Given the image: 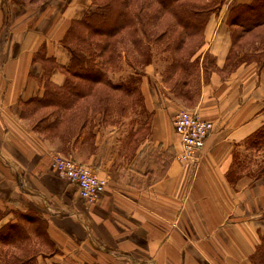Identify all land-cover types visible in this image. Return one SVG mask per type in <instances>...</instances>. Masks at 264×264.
Here are the masks:
<instances>
[{
  "label": "crops",
  "instance_id": "0c3cea01",
  "mask_svg": "<svg viewBox=\"0 0 264 264\" xmlns=\"http://www.w3.org/2000/svg\"><path fill=\"white\" fill-rule=\"evenodd\" d=\"M252 1L223 0L209 16L193 55L199 73L186 98L154 61L108 69L110 83L92 85L74 104L86 106L83 124L63 137L36 125L38 111L56 108H34L44 68L33 56L43 47L53 57L59 66L49 80L62 86L60 66L69 53L60 38L71 20L91 9V0H48L24 20L29 12L23 10L22 24L8 38L0 30V227L17 221L26 231L22 241L0 243V264H27V257L34 264H251L264 235V179L251 175L255 165L241 156L250 150L245 140L264 123V64L227 65V14ZM205 53L213 59L206 76ZM180 109L213 124L191 161L175 157L180 144L173 116ZM53 154L89 165L107 179L105 190L85 202L76 185L50 168ZM25 213L44 222L45 238ZM23 250L32 253L23 257Z\"/></svg>",
  "mask_w": 264,
  "mask_h": 264
},
{
  "label": "trees",
  "instance_id": "16d2710c",
  "mask_svg": "<svg viewBox=\"0 0 264 264\" xmlns=\"http://www.w3.org/2000/svg\"><path fill=\"white\" fill-rule=\"evenodd\" d=\"M222 1L91 0V9L80 18L71 20L60 38L61 45L69 53L68 63L60 66L66 74L62 86H55L49 80L50 71L59 66L53 57L47 56L43 47L33 56L34 60H41L44 68V91L42 96L32 100L34 108H56L39 117L36 125L53 129L60 137L70 135L77 125L83 124L86 108L81 105L76 109L75 102L90 94L92 85L110 83L106 70L119 68L121 59L132 68H142L151 62L153 50L169 56L162 71L163 77L171 81L177 93L186 98L187 85L198 76V57L192 59V56L202 44L203 29L209 16L219 10ZM227 23L232 37L227 65L234 66L252 60L264 64V0L232 6L227 14ZM254 30L252 40L244 45L241 37ZM254 46L255 52L247 51L250 55L239 51ZM209 68L213 69V59L205 53L204 76ZM49 115L53 119L43 122ZM60 124L64 125L62 129H59ZM246 140L250 147L255 146L259 150L264 145V123ZM235 165L232 172L237 173L239 160ZM255 166V178L264 179V163ZM21 216L27 221H36L38 234L46 237L42 220H36L28 213ZM25 232L22 223H7L0 227V243L22 241ZM22 252L24 254L27 251ZM30 259L27 257V264H34ZM250 259L251 264H264V235L260 237Z\"/></svg>",
  "mask_w": 264,
  "mask_h": 264
},
{
  "label": "built area",
  "instance_id": "2783aa9c",
  "mask_svg": "<svg viewBox=\"0 0 264 264\" xmlns=\"http://www.w3.org/2000/svg\"><path fill=\"white\" fill-rule=\"evenodd\" d=\"M173 129L180 144L176 159L191 161L203 149L213 124L194 111L180 109L173 116ZM50 168L58 177L76 185L80 198L88 203L94 202L107 186L106 178L98 176L89 165L70 157L53 154Z\"/></svg>",
  "mask_w": 264,
  "mask_h": 264
},
{
  "label": "rangeland",
  "instance_id": "374dc122",
  "mask_svg": "<svg viewBox=\"0 0 264 264\" xmlns=\"http://www.w3.org/2000/svg\"><path fill=\"white\" fill-rule=\"evenodd\" d=\"M46 1H48V0H0V16H1V19H2V21L0 23V30H1L2 36L5 37V38H8L7 36H9L11 34L12 30L16 26H18V25L20 26L22 24L21 20L19 18L21 17L20 13L23 10H25V11H27L29 13H28V15H24V18L22 20H24L25 18L30 17L32 14H35L38 11H40L41 10L40 9L41 6H43V4ZM248 33H250V32H248ZM254 35H255V33L250 35V36H248L246 39H244L243 40L244 41V45L247 44V42H250ZM200 47H201V45L198 48H200ZM252 48H255V46L252 47ZM248 50H251L253 52V50L251 48L250 49H243V48L239 49L240 53H247ZM153 53L154 54H153V58H152L151 62L154 61L157 64V68H159L161 71H163V68L168 63L167 59H169V56L166 55V54L158 53L155 50H153ZM247 54L250 55L251 53H247ZM252 55H254V53H252ZM195 57H198L197 67H198V73H199V68H200L199 56L196 55ZM194 58L192 56V59H194ZM253 59H255V57ZM123 67L124 68H129V69L131 68L130 66L126 65V63L124 62L123 59H121V66L119 68H123ZM132 76H133V74H132ZM163 76L164 75L162 73V77ZM115 77H116V75H115ZM163 79L166 80L165 77H163ZM194 85H195V83L193 85L192 84L190 85V86H192L193 90H195L194 89ZM47 113H48V111H43V110L38 111L37 112V118L41 117V116H43V115H45ZM244 146L245 147L249 146L247 140H245ZM249 148H250V150L249 151H244L242 156H241V158L243 159V162L247 161L248 164H252L253 163L254 165L257 164V163H260V162L264 163V145L261 148H259V150H256L255 146H253V147L249 146ZM253 150H255V151H253ZM253 153L255 154V156L252 155ZM63 156H65V155H63ZM255 168H256V166H253L251 168V172L250 173L253 176H255ZM30 253H32V251L27 250V252L24 253V254L22 252V256L23 257H27ZM1 254H2V252H1ZM6 254H11V253L9 251H7Z\"/></svg>",
  "mask_w": 264,
  "mask_h": 264
}]
</instances>
